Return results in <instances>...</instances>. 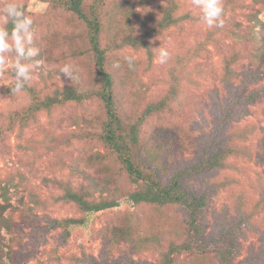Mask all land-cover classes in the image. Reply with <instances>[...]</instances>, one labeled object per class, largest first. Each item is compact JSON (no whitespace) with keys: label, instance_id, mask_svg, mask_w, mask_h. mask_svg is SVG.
I'll return each instance as SVG.
<instances>
[{"label":"rangeland","instance_id":"obj_1","mask_svg":"<svg viewBox=\"0 0 264 264\" xmlns=\"http://www.w3.org/2000/svg\"><path fill=\"white\" fill-rule=\"evenodd\" d=\"M8 2L33 17L40 52L19 93L11 92L12 57L0 64V264H86L84 257L160 264L170 244L188 234V217L178 204L141 203L64 226V219L84 215L63 197L66 188L97 201L136 185L103 141L99 99L35 108L55 89L100 87L85 23L51 0H0V18ZM222 2V28H209L193 0L83 5L100 22L122 124H139L143 166L162 185L181 173L182 188L205 197V238L232 230L234 264H264V0ZM167 12L175 22L162 26ZM160 47L170 53L165 64L158 63ZM129 54L135 57L131 71L124 60ZM65 63L79 70L77 81L59 71ZM251 94V101L243 99ZM215 98L222 114H236L233 120L225 123L216 114ZM207 157L224 166L187 171ZM169 264L220 261L213 252L183 251Z\"/></svg>","mask_w":264,"mask_h":264},{"label":"trees","instance_id":"obj_2","mask_svg":"<svg viewBox=\"0 0 264 264\" xmlns=\"http://www.w3.org/2000/svg\"><path fill=\"white\" fill-rule=\"evenodd\" d=\"M54 4H63L75 16L86 25L87 38L90 50L93 53L94 67L100 77V87L95 91H79L74 87H62L55 89L51 94L46 95L42 100L36 102L35 108L49 109L54 105L63 104L67 101H82L90 97L100 100L105 120L102 128V138L104 143L115 154V158L121 164L127 179L136 187L120 196L105 198L101 200H89L80 192L66 188L63 197L77 206L84 212L79 218H67L63 220L64 226L86 225L90 215L99 214L106 211L120 210L134 207L141 203L152 204H178L186 212L188 217V234L186 239L178 244H170L167 251L162 255L160 264H169L173 255L183 251L190 252H213L219 259L220 264H234L236 255V240L234 232L230 229L222 231L217 236L210 239L205 238L206 222L203 208L205 197L195 195L191 190L183 189L180 184L181 173L172 177L167 185H162L154 178L152 172L143 165L139 149V124H130L127 128L123 126L121 118L117 112L114 94L113 79L105 68V52L100 44V22L96 13L88 14L85 11L83 0H51ZM175 22L170 13L167 12L161 20L162 26H168ZM9 27H11L9 25ZM253 94L247 96L246 101H251ZM240 101V99H239ZM155 106L151 105L146 109V113L151 112ZM214 111L221 119L228 123L235 118V113H221L220 103L214 99ZM224 162L218 157H207L199 165H192L187 168L189 172L223 167ZM69 230L65 231L68 235ZM86 264H103L92 261L88 257L82 258ZM113 264H150L142 261L124 260Z\"/></svg>","mask_w":264,"mask_h":264},{"label":"clouds","instance_id":"obj_3","mask_svg":"<svg viewBox=\"0 0 264 264\" xmlns=\"http://www.w3.org/2000/svg\"><path fill=\"white\" fill-rule=\"evenodd\" d=\"M193 3L200 10V19L209 28L224 26L222 0H193ZM33 23V17L25 13L22 5L15 2L4 5L2 18H0V64H4L9 56L12 57L10 69L15 77L11 88L12 93H19L24 89L26 83L32 78L33 69L37 66L34 61L40 50L33 43ZM169 57V51L160 47L158 63L165 64ZM124 60L130 71L135 69L133 55H126ZM120 66L119 61L113 63V68L119 69ZM59 71L70 81L79 79L77 75L79 70L70 63L60 66Z\"/></svg>","mask_w":264,"mask_h":264}]
</instances>
